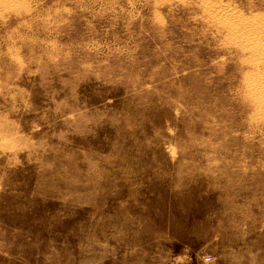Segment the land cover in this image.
Listing matches in <instances>:
<instances>
[{"label": "rangeland", "instance_id": "1", "mask_svg": "<svg viewBox=\"0 0 264 264\" xmlns=\"http://www.w3.org/2000/svg\"><path fill=\"white\" fill-rule=\"evenodd\" d=\"M0 264H264V0H0Z\"/></svg>", "mask_w": 264, "mask_h": 264}, {"label": "bare ground", "instance_id": "2", "mask_svg": "<svg viewBox=\"0 0 264 264\" xmlns=\"http://www.w3.org/2000/svg\"><path fill=\"white\" fill-rule=\"evenodd\" d=\"M259 84V83H258ZM254 87V86H253ZM259 88V87H258ZM255 89V88H254Z\"/></svg>", "mask_w": 264, "mask_h": 264}]
</instances>
